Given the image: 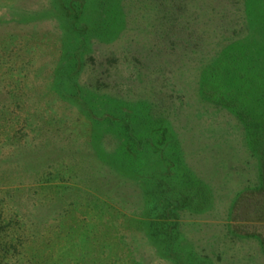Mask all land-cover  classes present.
Returning <instances> with one entry per match:
<instances>
[{
	"label": "rangeland",
	"instance_id": "obj_1",
	"mask_svg": "<svg viewBox=\"0 0 264 264\" xmlns=\"http://www.w3.org/2000/svg\"><path fill=\"white\" fill-rule=\"evenodd\" d=\"M94 1L0 0V264H264V147L234 111L264 124V0L164 2L172 28L156 4L104 28ZM229 66L216 107L202 74ZM153 99L172 129L153 156L92 122Z\"/></svg>",
	"mask_w": 264,
	"mask_h": 264
},
{
	"label": "trees",
	"instance_id": "obj_2",
	"mask_svg": "<svg viewBox=\"0 0 264 264\" xmlns=\"http://www.w3.org/2000/svg\"><path fill=\"white\" fill-rule=\"evenodd\" d=\"M86 1L87 3L92 2V0ZM164 2L170 3V5L174 6L173 8H175V0H95L93 3L97 4L94 9L95 13L101 12V14L104 16L102 22L104 28L112 27L111 25L114 21H117V23L119 22L120 26H123L124 24L125 27H127L129 22H136L141 12L145 11L147 7H150L153 4L159 6L162 12L161 15L155 18V22L165 28H167V25L172 28L173 24L175 26V10L171 7H168V10L165 11V9H163ZM110 32L114 34V38L118 36L117 31ZM84 41L85 40L83 39V42ZM80 60H82L81 57L77 59V64ZM233 66H229V68H226L227 70H222L220 76H209V74L206 75V73L205 76H203L202 74V82L201 84H198H200L201 90L202 88L205 89L201 94V97L205 100H212L216 104V107L222 108L228 105L234 99L236 100L238 98V91L230 88L232 86L234 87V84L230 85V82L225 78V73L227 71L229 73L228 76H230L232 73L235 74V69ZM248 83V85H250L251 82L249 81ZM63 86H65V84ZM240 96H242V94H240ZM246 100L247 101L246 103H243V106L237 105L234 111L236 112V115L242 116V119L245 121V135L251 137V140L254 141L255 149L259 151V148L261 149L264 147V124L260 123L261 121L257 120L256 116L252 114V107L249 106L251 99L246 98ZM127 108L128 106L126 102L120 100L116 103L115 108H111L104 115V118L99 117L100 115H97V118H92V122H102L103 120L107 121V123L110 125L112 124L117 126L120 129V141H123L126 145H129L128 151L130 153H134L136 155L145 153L147 156L152 153L155 154L158 145L165 142V139L169 137L172 130L168 126L167 114L170 109L168 108L167 104L165 103L163 107V105H159L158 102H156V99H153L150 102L149 110H147V112L143 115H141L140 112L133 113ZM154 154H152V156ZM166 157L168 158V155H166ZM166 157L158 155L156 160H153V158L149 159L151 161H149L148 164H152L153 166L157 167L162 165L164 162L163 160H165V162L167 160L173 162L170 160V158L166 159ZM261 174L264 179V167H261ZM149 176L150 174L144 178V182H147V184L150 185H158L157 180ZM177 202L178 199H175L174 203ZM173 204L169 203V205L163 208L161 215L162 217H160V219L165 220L170 215H172L170 210H175V206H173ZM228 210L230 213L233 212V209Z\"/></svg>",
	"mask_w": 264,
	"mask_h": 264
}]
</instances>
